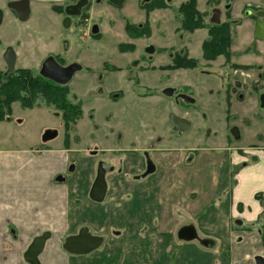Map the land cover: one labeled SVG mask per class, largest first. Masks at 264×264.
Instances as JSON below:
<instances>
[{"label":"rangeland","instance_id":"rangeland-1","mask_svg":"<svg viewBox=\"0 0 264 264\" xmlns=\"http://www.w3.org/2000/svg\"><path fill=\"white\" fill-rule=\"evenodd\" d=\"M159 1L164 6H158L157 0H126L120 7V22L114 21L115 15L109 14V11L104 13L101 9L102 6H94L87 12L84 10L81 18H87L89 13L93 15L87 22V27L93 23L97 27V33L93 34L98 37H94L92 40L89 39V35L82 25L75 26L76 30L71 27V30L66 31L63 17L54 10L60 4L56 0H30V14L25 20H21L17 13L8 7L7 0H0V9L3 11V19L0 24V73L7 70L4 53L9 47L13 48L16 53V69H30L34 73H38L42 63L49 56L57 55L58 58L60 55L65 63L80 60L78 62L82 64L81 66H85L89 62V66L94 68L110 58L120 60L119 41H130V48L134 46V51L137 54H144L146 57L152 54L151 63L153 65L151 67L157 68L166 66L170 51L174 52L176 47L179 49L184 45L187 48L189 66H192L193 69L189 71L188 76L173 73L166 76L164 73L163 78L172 77L174 79L173 76H175L178 78V88L181 85L182 88L187 89V92L192 94L194 92L198 106H202L201 101L205 106H208L217 97L211 95L206 89L197 88L200 81L198 78L197 80L192 79L191 74L195 73L197 67L203 65L210 66L214 70L218 66H223L224 60L218 58L209 62L201 58V45L208 39L207 32L195 30L187 33L183 29L178 9L187 0ZM261 4H264V0H198L197 10L202 15L204 25H209L212 10L215 8L221 10L222 21L234 18L236 21L244 20L247 23L249 21H246L244 11L248 7ZM242 10L243 15H241ZM112 22L114 25L109 24ZM140 24L145 35H132V39L129 38V40L127 38L129 31L124 26H128V30H131ZM237 30L232 41L236 44L246 35V31ZM181 35L183 39L180 41ZM186 43H188L187 46ZM148 45L153 47L152 53L144 50ZM123 48L127 49V46H123ZM237 51L243 52L238 48ZM73 54L76 57H73ZM232 59L234 60V58ZM249 60L250 57H245L242 62ZM120 66H125V63L120 62ZM157 71L162 70L158 69ZM101 73L103 71H100ZM91 76L81 69L68 83L73 96L82 103V115L74 128L69 131L71 139H67L69 147L73 149V151H69L71 159L68 164L74 163L76 172L70 173L67 164L66 175L70 181H73L72 184L76 181H85L83 190L86 192L97 176V169H103L109 188L105 199L98 203H93V200L90 201L87 196H79L78 194L82 193L79 188L76 189L78 194L70 196L71 218L74 226L87 225L93 230L101 232L105 237L101 250L96 249L86 256L79 255L78 260H81L83 264H106L103 261V255H105L104 259L116 261L119 246L117 244L120 243L127 246L128 244H155L156 246H152L151 249L156 248V256L161 253L165 244H170L172 252L167 253L168 257L164 264H231L230 254L235 256L237 261L244 260L246 254L251 251L253 237L258 234L256 229L250 226L261 211L260 206L262 205L255 199V195L257 193L264 194V162L261 163L260 160V164L258 162L251 171L254 174L261 173V179L256 178V180L245 184L246 199L243 202L245 213L242 218L248 225L244 229L249 232L248 236L250 237L247 236L246 243L234 244L235 246L232 247L233 240L226 229L229 224L233 226L231 222L233 218L231 215L224 216V213H229L230 207L226 204L225 210L222 209L223 206L215 214V204L211 203L215 198L213 196L220 192L221 185L223 191L220 194L223 195L227 194L226 191L232 185L230 171L234 166L225 151L226 143L216 138L207 139L198 135L196 139L189 140L188 144L175 143L173 140L166 144H157L158 149L167 151L161 153L164 158L168 157L169 147L183 146L191 149L186 155L187 158L178 157V159L169 160L168 165H173L172 171L176 173H180V169L184 172L185 169L194 182H190L182 188L170 186L161 189H143L136 184L131 186L127 183L120 187V176L117 174V167L120 166V152L114 151L120 148V144L114 141L115 137L111 132V128L118 131L120 119L115 118L110 122L105 120L104 116L109 112V106L103 99L95 98ZM159 76L161 75L155 74L150 77V80L159 78ZM150 80L148 79V81ZM109 84L110 82H108ZM116 86V88L120 87V82L116 81ZM205 106L203 110L208 114ZM12 107V114L9 118L0 122V155H3L0 157V197L6 199L11 198L9 192L14 189V184L17 185L15 179L20 181V177L25 176V172L20 169L23 160L17 162L9 160L8 155L5 154L8 152L16 154L20 152L19 150L43 147L41 137L49 128L57 129L60 132L57 139L49 142V145L57 148L60 145H66V143L64 144L65 129L61 125V113L55 106H47L45 100L40 99L32 108H23L19 102H15ZM114 111L119 112L120 106H115ZM204 122L214 123L210 130L212 133L215 130L219 131L222 126L209 115L207 119H204ZM251 130L253 132L264 131V123L254 124ZM136 131L140 130L136 129ZM123 133V144H127L125 148H128L131 140L135 137L126 132ZM160 134L156 132V137ZM190 135H194V133H190ZM96 148L98 151L99 149L104 151L97 152V154L99 153L98 157H94L96 152L92 151ZM191 157H195L194 162L185 161ZM100 160L106 161L102 162L103 168L99 167L100 162L98 161ZM110 165L116 166L114 174L107 170ZM25 166L29 167L30 163ZM174 166L176 167L174 168ZM4 173L5 177H2ZM124 178L129 179L128 176H124ZM218 180L220 183L217 182ZM74 189L75 187L71 186V190ZM83 194L87 195V192ZM228 197L230 196L228 195ZM76 199L77 205L75 204ZM245 206L250 207V211ZM186 225H193L201 238L216 239L217 245L213 251L195 241H179L177 234ZM116 232H120L121 238L116 235ZM127 246L119 248L121 259H140L132 253L133 248ZM144 253L142 252V254ZM150 255L147 252L143 258L145 260L153 259ZM70 259L68 264H78L73 261L72 257ZM158 259L164 260V258Z\"/></svg>","mask_w":264,"mask_h":264},{"label":"flooded vegetation","instance_id":"flooded-vegetation-1","mask_svg":"<svg viewBox=\"0 0 264 264\" xmlns=\"http://www.w3.org/2000/svg\"><path fill=\"white\" fill-rule=\"evenodd\" d=\"M7 1L10 3L11 1L17 0ZM79 1L80 0H56V2H60V4H58V8L54 10L58 12L59 16L63 17L64 28H66V31L71 30V27H74L75 29V26L78 27L82 25L84 26L86 33L89 35V39L93 40L94 37H98L93 34V30H96L97 27L95 26V23L87 27V22L93 15H90L89 13L87 18H81L84 10L87 12L94 6H102L101 9L104 13L109 11V14L115 15L114 21L116 20L120 22V7L124 5L126 0L121 5H115L111 2V0H95L94 4H92L93 0H85V4L79 15H67V7L76 5ZM241 15H243V10L241 11ZM244 16L246 21L249 22L245 23L244 20L236 21L234 18L222 21L220 18V22L218 24H214L211 22L210 18L209 25L197 29L200 31H206L208 38H206L207 41L202 42L201 58L208 60L209 62H213L218 58H223L224 60V65L220 67L218 66L214 70L210 66L203 65L202 67H197L195 73L191 74L192 79L197 80L198 78V81H200L197 84V88L206 89L211 95L217 97V99L212 100L208 106H205L202 101V106H198V101L194 97V92L193 94L187 92V89L182 88L181 85L178 88V78L175 76H173L175 80L172 79V77L163 78L164 73L166 76L169 75V73L188 76L189 71L193 69L192 66H189L187 48L184 45L179 49H176L178 48L176 47V51L174 52L170 51L168 53L166 66L157 68L151 67L153 65L151 63L153 59L152 54H149V57H146L144 54H137L134 51V46H131L130 48V41H119L120 60L110 58L95 68L89 66V62H87L85 66H81L82 64L78 62L80 60H73L65 63L60 55L58 58L57 55L55 56L56 61L60 65L68 66L73 63H78L81 66L80 70L82 69V71H85L86 74H91V81L95 90V98L103 99L105 104L109 106V112H107L104 116L105 120L110 122L115 118L120 119L118 121V131H116L115 128H111V132L115 137L114 141L119 142L120 144V148L114 150L116 152H120V166L117 167V174L120 176V187L127 183L131 186L136 184L138 187L143 189H161L163 187L167 188L170 186H179L182 188L188 183L194 182L190 179V175L185 169L184 172L180 169V173H176L172 171L173 165H168L169 160L178 159V157L187 158L186 155L191 149L181 145V147L176 148L169 147L170 151L168 153V157L164 158L161 154L164 150L158 149L156 147L157 144H166L172 140L175 143L180 142L188 144L189 140H193L194 138L196 139L198 135H202L203 138L207 139L210 137L213 139L216 138L217 140L226 143L227 147H225V151L229 155V159L234 166V168L230 171V174L232 175L230 177L232 185L231 188L226 191L227 194L224 195L220 194V192L223 191V187L221 185L219 187L220 192L213 196L215 198L211 203L215 204V214L217 211H220L223 206L224 207L222 209L225 210L226 204L230 207L229 213H224V216L229 217L231 215L233 218V220H231L233 224V226H231L233 228L229 224L226 229L231 234L230 237H232L233 240L231 243L232 247L246 243V238L249 233L244 229L245 226L248 225L242 218V215L245 213L243 202H245L244 199H246V197L240 196L238 200L236 187L238 183H240L241 174H251V171L254 169L256 164L258 162L260 164V160L264 156V131L253 132L251 130L254 124L260 122L264 123V38L260 39L257 37L258 28L264 27V4L248 7L244 11ZM66 20L69 21L68 25H65ZM260 22L261 25L259 24ZM113 23L114 22L109 24L114 25ZM124 28L129 31V35L127 37L128 39H132V35H145V32L142 31L141 24L135 26L131 30H128V26H124ZM137 28L139 29L138 31L136 30ZM237 29L240 31H246V35L243 40H240L236 44L232 43V41L233 35L238 31ZM214 31L217 33L221 32L222 35L227 37V39H224L223 45L219 49H216L215 52H208L206 55L205 45L208 44L210 34ZM186 32L189 33L188 31ZM181 39H183L182 35L179 40L181 41ZM187 44L188 43H186V46ZM123 46H127V49H124ZM150 47L152 46H145L144 50L148 53H152L148 50ZM237 48L243 50V52L237 51ZM172 49L174 50L173 45ZM73 57H76V55L73 54ZM245 57H250V60L242 62V59ZM232 58H234V60ZM120 62L125 63V66H120ZM158 69H161L162 71H157ZM100 71H103V73L100 74ZM184 71H186V74H184ZM155 74H160L161 76L150 80V77ZM148 79L150 81H148ZM116 81L120 82V87L118 88H116ZM108 82H110L109 85ZM210 82L213 83V85H211ZM65 87H68L69 89L71 101L82 110L81 101L73 96L68 84L65 85ZM189 88L192 89L191 87ZM115 106H120L119 112L114 111ZM204 106L208 110V114L204 112ZM208 115L215 121L222 124L219 131L215 130L213 133L210 131L211 126L214 125V123L207 124L204 122V119H207ZM61 121L62 128L65 129L66 134V140H63L64 144L66 143L64 146L69 151H73V149L69 147L67 139H71V132L69 131L74 128L75 124L67 130L62 118ZM136 129L140 131L137 132ZM121 130H124L123 132L135 137L131 140L128 148H125V145L127 144H123L124 133ZM156 132L161 134L156 137ZM190 133H194V135H190ZM59 134L60 132H58L57 137ZM57 137L48 141L41 140L43 147L38 148H46L49 142L57 139ZM92 151L96 152L94 157H98L100 152H104L103 150L101 151V149H99V152L97 148ZM97 152L99 153L97 154ZM194 159L195 157H191L185 161L192 163L194 162ZM185 161L183 163L184 166ZM98 162H100L99 167L101 166V168H103L104 165L102 162L106 161L100 160ZM73 164L74 163L71 162L67 166L70 173L76 172V166ZM175 167L176 166H174V168ZM115 168L116 166L110 165L107 170L110 171L111 174H114L116 171ZM98 170H101L104 174L103 169H97L96 174H98ZM124 176H128L129 179H125ZM96 177L90 188L86 191L87 195L83 194L86 193L83 190L85 187L83 183H85V181H76L72 184L73 181H70L67 178L66 170L63 174L56 177V183H63L66 185L72 184L71 186L75 187L72 191V195L77 193L78 191H76V189L79 188V191L82 192L81 194L83 195L77 194L83 197L87 196L88 199L92 201L90 193ZM258 179H261V177ZM217 182L220 183L219 180ZM106 185L108 190V180H106ZM228 195L230 197H228ZM193 197H195V194H193ZM255 197V199L258 200L262 206H260L261 212L256 216V219L251 223L250 227L256 229L258 234L253 237L254 242L251 243V251H249V254H246L244 260L237 261V259L234 258L235 256L230 254L231 264H264V240L262 239L264 226V194L257 193ZM238 201L240 202L239 204ZM92 202L98 203L94 201ZM75 204H78L77 199L75 200ZM246 208L250 211V207ZM71 217L72 214L69 218L71 220V225L73 226L68 228L66 234L62 236L59 247L62 253H64L69 260H71L70 257H72L74 262L83 264L81 260H78V256H86L93 251L84 254L71 253L64 248L66 239L70 236L78 235L81 230L86 228L89 235L102 238V244L97 248L101 250L104 246L105 237L101 232L93 230L87 225L74 226ZM45 234H42L41 236H44ZM116 235L121 238V236H119L120 232H116ZM197 235L198 239L183 240L180 239L178 233L177 238L179 241L184 242L195 241L199 245L201 244V246L213 251L217 245V240L214 238H201L198 232ZM50 238L51 236L48 239ZM31 245L24 254L25 261H27L26 257ZM117 245H119L117 253L118 259L116 261H108L107 259H104L105 255H103L104 263L164 264L167 260L166 258L168 257L167 253L172 252L170 244H165L164 248L161 250V255L159 254L157 256L156 248L151 249L152 246H156L155 244H128L127 246L120 243ZM126 246L133 248L132 253L136 255L137 258L140 257V259L122 260L120 254L121 250L119 248ZM159 246L162 247L161 245ZM45 248L46 244L37 256L39 264V257ZM142 252H148L151 254L150 256L153 259L145 260L143 258L145 253L142 254ZM157 258H164V260H157Z\"/></svg>","mask_w":264,"mask_h":264},{"label":"crops","instance_id":"crops-1","mask_svg":"<svg viewBox=\"0 0 264 264\" xmlns=\"http://www.w3.org/2000/svg\"><path fill=\"white\" fill-rule=\"evenodd\" d=\"M49 144L44 149L32 148L5 154L9 160H23L20 169L25 176H21L20 181L15 179L17 185L14 184V189L9 192L11 198L0 197V264H29L24 259L25 252L35 238L45 233L51 238L45 242L46 248L39 257L40 264L69 262L59 245L62 236L73 226L69 218L72 214V190L71 184L56 183V177L65 172L71 156L65 146L57 148ZM261 160L264 162V156ZM28 163L30 166H25ZM260 175L252 172L241 174L236 187L238 200L240 196L246 197L245 184Z\"/></svg>","mask_w":264,"mask_h":264},{"label":"trees","instance_id":"trees-1","mask_svg":"<svg viewBox=\"0 0 264 264\" xmlns=\"http://www.w3.org/2000/svg\"><path fill=\"white\" fill-rule=\"evenodd\" d=\"M157 3L158 6H164L159 0ZM197 5L198 0H187L178 9L185 31L194 32L206 26ZM225 38L227 39L221 32H211L209 42L205 45L206 55L219 49ZM5 73H0V122L9 118L15 102H19L23 108H32L40 99L45 100L47 106L52 105L59 110L67 130L80 119L82 110L71 101L68 87L46 79L30 69L18 68L7 76ZM262 239L264 240V226Z\"/></svg>","mask_w":264,"mask_h":264},{"label":"water","instance_id":"water-1","mask_svg":"<svg viewBox=\"0 0 264 264\" xmlns=\"http://www.w3.org/2000/svg\"><path fill=\"white\" fill-rule=\"evenodd\" d=\"M125 0H111L115 5L123 4ZM85 4V0H80L76 5L68 6L66 9V14L69 16L79 15ZM8 7L15 11L18 17L21 20H25L29 17L30 14V0H17L11 1L8 4ZM221 10L215 8L212 11L211 22L218 24L220 22ZM3 19V11L0 9V24ZM68 20H66L65 25H68ZM261 25V22L259 23ZM94 34L97 33V30H94ZM257 37L262 39L264 38V27L258 28ZM148 50L153 51V47H150ZM4 60L7 66V71L5 75L11 74L16 69V53L13 48L9 47L4 53ZM81 68L80 64L73 63L68 66L60 65L55 57H47L40 68L39 74L46 79H49L59 85H67L72 79L73 75L79 71ZM58 135L57 129H48L45 131L42 140L48 141L50 139L56 138ZM73 169V167H72ZM107 185L103 172L98 171L96 180L91 189V199L95 202H102L106 197ZM49 234L38 237L32 243L28 254L27 261L29 264H39L38 254L43 250L46 240L48 239ZM179 237L183 240H194L198 239L196 228L193 225L183 226L179 230ZM102 244V238L98 236H92L87 233L86 228L81 230L78 235L70 236L66 239L64 248L71 253L75 254H84L89 253L97 249ZM261 259V258H260Z\"/></svg>","mask_w":264,"mask_h":264}]
</instances>
